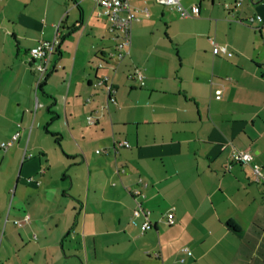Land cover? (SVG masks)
Instances as JSON below:
<instances>
[{"label": "crops", "instance_id": "0c3cea01", "mask_svg": "<svg viewBox=\"0 0 264 264\" xmlns=\"http://www.w3.org/2000/svg\"><path fill=\"white\" fill-rule=\"evenodd\" d=\"M233 1L180 0L198 5L190 20L205 25L193 36L209 70L205 93L194 94L166 81L170 60L150 39L160 21L189 18L155 0H129L148 14L132 21L118 63L107 61L116 38L92 0H0L12 58L0 64V141L19 132L0 149V264H264V191L250 164L230 161L233 149L247 151L264 173V25L236 20H264V0H240L231 16ZM54 35L35 91L28 51ZM135 67L142 84L127 78ZM106 75L116 103L96 84ZM133 189L149 211L143 233Z\"/></svg>", "mask_w": 264, "mask_h": 264}, {"label": "built area", "instance_id": "2783aa9c", "mask_svg": "<svg viewBox=\"0 0 264 264\" xmlns=\"http://www.w3.org/2000/svg\"><path fill=\"white\" fill-rule=\"evenodd\" d=\"M93 3L99 8L98 15L103 16L107 19L109 23V31L114 33L116 38V44L114 50L107 54V61H115L120 62L126 55L129 53V46L131 40V23L134 19H136V15L139 12L147 15L148 10L146 7L139 9L134 8L130 5L129 0H92ZM157 3L167 6L174 13H176L179 17H194L199 14V7L196 4L184 6L180 0H155ZM240 5V0H234L230 5H225V8L229 11V14L232 16L233 11L237 6ZM240 22L247 23L249 25L257 24V26L264 25V20L259 14L251 15L245 18L236 19ZM58 45V38L56 35L51 40H40L38 43L29 49L28 55L30 59L33 60L34 70L36 72V79L33 84V88L36 91L44 77L48 71L51 56L55 52V49ZM213 52L215 54H222L231 56L233 54L232 51L228 50L224 45H214ZM102 63H98V67H101ZM127 78L132 81H137L139 84L143 83V75L141 70L138 67H135L131 72L127 74ZM96 84L101 86L107 95V100L109 103H116V99L114 97V87L109 76L98 77L96 80ZM215 98H220V90H218L215 94ZM38 106V104H36ZM86 121L89 125L95 123V118L92 115H88L86 117ZM19 132H14L10 138L6 141H0V149L6 150L9 146H11L18 138ZM119 146L127 147L128 143L126 141H122L117 143ZM97 153L101 152V150H96ZM253 156L251 153L247 151H239L233 149L230 155V161L240 164V165H251V172L253 174L255 182L259 183L264 191V173L261 170V167L252 162ZM133 197L135 199V208L132 211V215L134 217L142 214L143 221L140 224V232L143 233L148 229H151L152 225L149 220V211L145 210L140 201L141 192L139 189L132 190ZM30 219L28 214H24L21 220H15L14 224L22 225L23 223L28 222ZM165 222L167 225H172L174 222V214L173 208L171 207L165 213ZM186 254H190L186 248H182ZM183 259H180L182 261Z\"/></svg>", "mask_w": 264, "mask_h": 264}, {"label": "rangeland", "instance_id": "374dc122", "mask_svg": "<svg viewBox=\"0 0 264 264\" xmlns=\"http://www.w3.org/2000/svg\"><path fill=\"white\" fill-rule=\"evenodd\" d=\"M180 18L183 19L182 17H179V19ZM186 18L189 19L183 22L177 21L172 25H167V23L160 21L151 31V33L154 32V34L150 36V39L151 41L155 39L160 43L159 45L163 46L162 56L164 59L170 60L169 62L171 63V66L168 65L163 71L164 74L170 76V78L166 81H172V77L176 76V81L180 79V86L182 90L194 94H204L205 87L202 80L205 72L209 70V65L204 60L203 53L198 51L199 47H202L204 43L199 40L197 42V46L193 32L198 33L204 31L205 25L204 23L191 22L190 18L192 17ZM0 33H2V30H0ZM150 59V61L153 62L154 54ZM11 60L12 58L9 51V45L7 46V44H2L0 38V64L4 61L7 63ZM207 66L208 68L206 69ZM212 93H214V91ZM208 98L209 90L207 94L206 106L208 104Z\"/></svg>", "mask_w": 264, "mask_h": 264}]
</instances>
